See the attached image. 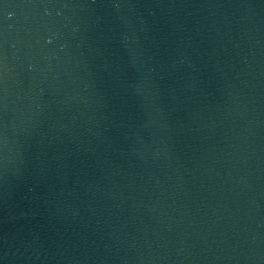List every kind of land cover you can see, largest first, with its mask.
<instances>
[{
	"label": "water",
	"instance_id": "obj_1",
	"mask_svg": "<svg viewBox=\"0 0 264 264\" xmlns=\"http://www.w3.org/2000/svg\"><path fill=\"white\" fill-rule=\"evenodd\" d=\"M0 264H264V0H0Z\"/></svg>",
	"mask_w": 264,
	"mask_h": 264
}]
</instances>
